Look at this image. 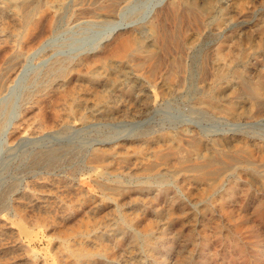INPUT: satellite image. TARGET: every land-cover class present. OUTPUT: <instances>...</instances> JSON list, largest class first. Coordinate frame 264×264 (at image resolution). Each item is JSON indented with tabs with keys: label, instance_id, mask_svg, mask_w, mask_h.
Listing matches in <instances>:
<instances>
[{
	"label": "rangeland",
	"instance_id": "374dc122",
	"mask_svg": "<svg viewBox=\"0 0 264 264\" xmlns=\"http://www.w3.org/2000/svg\"><path fill=\"white\" fill-rule=\"evenodd\" d=\"M0 1V264H264V0H169L157 32L121 0L102 45L107 0Z\"/></svg>",
	"mask_w": 264,
	"mask_h": 264
},
{
	"label": "bare ground",
	"instance_id": "6f19581e",
	"mask_svg": "<svg viewBox=\"0 0 264 264\" xmlns=\"http://www.w3.org/2000/svg\"><path fill=\"white\" fill-rule=\"evenodd\" d=\"M127 1V0H126ZM167 1H169V0H149V2H148V5L146 6V8L144 9V13L141 15V18L139 19V21L137 20V21H133V22H131V23H133L134 25H139V23L140 24H144V23H146L147 21L150 23V21L152 20V19H154L152 22H151V24H150V26H149V30L151 31V32H157L156 30H158L159 29V27L161 26V23H162V20H161V18L159 17V18H157V13H158V10L162 7V5H163V3H165V2H167ZM196 1L197 0H173L171 3H170V7H169V10H168V12L166 13V15H165V18H169L170 16H172L174 19H176L175 17H177L178 15H179V11L180 10H183V15H185V16H187V17H194V15H195V12L194 11H196V7H195V3H196ZM1 2V1H0ZM125 2V1H124ZM204 2V1H203ZM122 3H123V1H121V0H107V3H105L104 4V6L103 7H101L100 9H99V11L100 12H102V14H97L99 17L98 18H101V17H105L106 18V22H108L109 24H111L112 26H111V28H110V31L108 32V34H106V35H104V36H102V37H100L99 39H98V45H102V44H105L106 42H108L109 40H110V38L111 37H113L115 34H117V33H119L120 31H122V30H125V29H128L127 27H125L127 24H126V20H127V15H126V12L125 11H123V9H121V10H119L120 8H121V5H122ZM236 3V2H235ZM101 4V3H100ZM201 4V3H200ZM37 5V4H36ZM234 5V4H233ZM27 6V2L26 1H24L21 5H17V7L18 8H24V10L25 11H27V8H25ZM242 7V6H241ZM124 8V7H123ZM125 9V8H124ZM6 10H7V8H6ZM3 11H5V10H3ZM94 11V10H93ZM232 11V10H231ZM34 12H35V10H34ZM92 12V11H91ZM105 12V13H104ZM237 12V11H236ZM235 12V13H236ZM95 13V12H94ZM232 13V12H231ZM92 14V13H91ZM234 14V13H233ZM15 15V14H14ZM27 16V15H26ZM101 16V17H100ZM29 17V16H28ZM31 17V16H30ZM14 18V17H13ZM180 18V17H179ZM24 19H26V17L24 18ZM202 22H204V20L202 21ZM24 23V22H23ZM186 23V22H185ZM16 24H18V23H16ZM15 24V25H16ZM178 24V23H177ZM25 25H27V24H25ZM22 26V25H21ZM17 27H19V26H17ZM28 27V26H27ZM173 27H174V25H173ZM190 28V27H189ZM19 29V28H18ZM172 29H174V28H172ZM183 29V28H182ZM2 30V29H1ZM172 31V30H171ZM181 32H182V30H181ZM1 33H2V31H1ZM25 33V32H24ZM24 35V34H23ZM174 35V34H173ZM7 36H8V34H7ZM232 37V36H231ZM10 38V37H9ZM172 38H173V36H172ZM251 38V37H250ZM239 39V38H238ZM234 40V39H233ZM240 40V39H239ZM246 40V39H245ZM6 41V40H5ZM15 41V40H14ZM50 41V39H48V40H43V42L41 43V46H40V48L38 49V51L37 52H43V50L45 49V47H46V45H47V43ZM153 41V40H152ZM243 41V40H242ZM19 45V44H18ZM14 46V45H13ZM162 46V45H161ZM93 47V46H92ZM165 47V46H164ZM8 48V47H7ZM84 48V47H83ZM161 48V47H160ZM10 49V48H9ZM158 47H156V45H153L152 47H150L149 48V50H147L146 52H143V54H145L146 55V58L145 59H147V58H149V60L150 61H152L153 59H155L156 57H157V55H158ZM7 50V49H6ZM163 50V49H162ZM227 50V49H226ZM16 51V50H15ZM214 51L216 52V56L217 57H222V48H221V43H217L216 45H215V49H214ZM234 51V50H233ZM242 51V50H241ZM37 52L34 54V55H36L37 54ZM1 54H2V52H1ZM238 54V53H237ZM31 55V54H30ZM161 55V54H160ZM181 55V54H180ZM164 57H165V55H163ZM171 56V55H170ZM177 57V56H176ZM15 58H17V57H15ZM77 58V56H74L71 60H70V62H69V65H67V69H66V72H64V73H60V75H63V74H66L67 72L69 73V72H72V71H74V70H78V69H81V68H83V67H89V66H91V64L92 63H94V62H96V59H94V58H91V59H85V58H81V59H76ZM90 58V57H89ZM14 59V58H13ZM15 60V59H14ZM159 60V59H158ZM98 61V60H97ZM11 62V61H10ZM24 62V61H23ZM46 62H48V61H46ZM176 62V61H175ZM20 63V62H19ZM18 63V64H19ZM127 63V62H126ZM139 63V62H138ZM21 64V63H20ZM27 64V63H26ZM117 64V63H116ZM140 64V63H139ZM157 64V63H156ZM177 64V66L178 67H181L182 66V63L181 62H177L176 63ZM142 65V64H141ZM151 65V64H150ZM173 66V65H172ZM14 67H15V65H14ZM124 67V66H123ZM128 67V66H127ZM5 68V67H4ZM121 68V67H120ZM126 68V67H125ZM146 68V67H145ZM156 68V67H155ZM163 68V67H162ZM161 68V69H162ZM26 69H27V65H25L24 67H23V69H21V71H20V73L17 75V77H16V80H15V84H17L22 78H23V76L25 75V73L27 72L26 71ZM129 69V68H128ZM172 69V68H171ZM7 70V69H6ZM15 70V69H14ZM30 70V69H29ZM58 70V69H57ZM116 70H119L118 68H116ZM154 71V70H153ZM169 71H171V70H169ZM121 72H123V74L125 75V77L126 78H129V79H132V78H130V76H131V73H129L128 71H126V70H124V69H122L121 70ZM7 73V72H6ZM30 73V72H29ZM171 73H172V71H171ZM3 74V73H2ZM8 74V73H7ZM133 74V73H132ZM169 74H170V72H169ZM93 75H96L95 73H93ZM119 75V74H118ZM58 77H60L58 74H57V72H55V74L52 72V80H56ZM0 78H2V77H0ZM78 78H81V77H78ZM116 79H111V81H113L114 80V83L116 82H118L119 81V78L118 77H115ZM152 78H155V75H152ZM166 78H167V76H166ZM74 79V78H73ZM72 79V80H73ZM168 79V78H167ZM166 79V80H167ZM75 80V79H74ZM88 80V79H87ZM91 80H94V79H91ZM134 81L136 80V79H133ZM77 81V80H76ZM80 81H81V79H80ZM82 82V81H81ZM98 82V81H97ZM120 82V81H119ZM141 82H143V81H141ZM91 83H93V82H91ZM134 83H136V81L134 82ZM67 84V83H66ZM69 84H71V83H69ZM122 84V83H121ZM238 84V83H237ZM261 84V83H260ZM263 84V83H262ZM64 85V84H63ZM117 85V84H116ZM141 87H140V90L138 89V84H137V86L135 85L133 88H130V89H125L126 91H128L129 93V95L130 94H132V93H137V92H142V86H143V83H140L139 84ZM15 86V85H14ZM118 86V85H117ZM57 87V86H56ZM109 87H110V85H109ZM101 88H103V87H101ZM107 88V87H106ZM231 88V87H230ZM10 89V88H9ZM115 89V88H114ZM150 89V88H149ZM156 89V88H155ZM117 90H118V88H117ZM146 90V89H145ZM231 90V89H230ZM92 91V90H91ZM121 91V90H120ZM148 91V90H147ZM114 92H115V90H114ZM113 92V93H114ZM121 93V92H120ZM122 94V93H121ZM125 94V93H124ZM140 94V93H139ZM145 94V93H144ZM50 95H51V93H50ZM157 95V94H156ZM49 96V95H48ZM52 96V95H51ZM78 96V95H77ZM89 96V95H88ZM124 96V95H123ZM50 97V96H49ZM110 97H112L111 95H110ZM109 96H108V98H110ZM130 97V96H129ZM136 97V96H135ZM100 98V97H99ZM105 98V97H104ZM127 98V97H126ZM78 99V98H77ZM146 99V98H145ZM73 101V100H72ZM100 101V100H99ZM130 101V100H129ZM133 101V100H132ZM112 102V101H111ZM115 102V101H114ZM138 103V102H137ZM67 104V103H66ZM94 104V103H93ZM213 104V103H212ZM237 104V103H236ZM62 105V104H61ZM60 105V106H61ZM63 106V105H62ZM61 106V107H62ZM65 106V105H64ZM35 107V106H34ZM37 107V106H36ZM248 107V106H247ZM102 108H104V107H102ZM25 109V108H24ZM119 109V108H118ZM26 110V109H25ZM24 110V111H25ZM36 110V109H35ZM39 110V109H38ZM79 112H78V114H79V116H81L82 118H86V113H87V111H88V108L87 107H80L79 108ZM111 110V109H110ZM109 110V111H110ZM132 110V109H131ZM246 110H247V108H246ZM108 111V112H109ZM155 111H156V109H155ZM32 112V111H31ZM119 112V111H118ZM225 112V111H224ZM114 113V112H113ZM25 116V115H24ZM106 116V115H105ZM111 116V115H110ZM52 118V117H51ZM62 118V117H61ZM81 118V119H82ZM22 120V119H21ZM52 120V119H51ZM43 124V123H42ZM59 124V123H58ZM23 125H24V123H23ZM197 127V126H196ZM19 128V127H18ZM133 129H135V128H133ZM20 131V130H19ZM213 131H215V130H213ZM212 131V132H213ZM15 134V133H14ZM196 137H197V135H196ZM168 138V137H167ZM168 140H170L169 138H168ZM185 140V139H184ZM198 140V139H197ZM196 141V140H195ZM179 142V141H178ZM235 142H237L238 144L239 143H241V142H238L237 140H235V141H229V144H230V147H234L235 149H237V151H239V147L237 148V145L238 144H235ZM154 143V142H153ZM162 143V142H161ZM190 143V142H189ZM192 143V142H191ZM196 143V142H195ZM231 143H232V145H231ZM194 144V143H193ZM225 144V143H224ZM153 145V144H152ZM155 145V144H154ZM153 145V146H154ZM177 146H180V144L178 143V145ZM187 146H191L190 144L188 145L187 144ZM194 147H195V145H194ZM226 147H228L229 148V146H227L226 145ZM178 149H179V147H178ZM181 149H183V148H181ZM185 151V150H184ZM183 151V152H184ZM184 153H186V151L184 152ZM179 154V153H178ZM148 155V154H147ZM188 154H186V156L184 155L183 157H185V158H183V159H187L188 158V156H187ZM165 156V155H164ZM227 157V156H226ZM229 157V156H228ZM136 158V157H135ZM181 158V159H182ZM231 159H232V157H231ZM104 160L105 159H103L102 158V156L100 155V154H96L95 155V157L90 161V163H88L89 165H91V168L92 169H95V168H97V167H99V166H101L102 165V163H104ZM137 160V159H136ZM179 160H180V158H179ZM190 160V159H189ZM189 160H187V161H189ZM214 158H208L207 159V163L209 164V165H212L213 166V164L215 163L216 164V162L215 161H217V160H215ZM106 161V160H105ZM236 162H238L239 160H235ZM122 162H123V160H122ZM127 162V161H126ZM181 162H184V160L183 161H181ZM220 162V161H219ZM218 162V163H219ZM178 163H180V162H178ZM223 163V162H222ZM221 164V163H220ZM154 165V164H153ZM163 165V164H162ZM223 165H226V164H223ZM152 166V165H151ZM155 166V167H154ZM154 166H152L153 168H156V166H157V164L156 165H154ZM200 167V166H199ZM201 168V167H200ZM203 168V167H202ZM233 168V167H232ZM231 168V169H232ZM152 170V169H151ZM195 170V169H194ZM230 170V169H229ZM86 171V170H85ZM146 171V170H145ZM149 171V170H148ZM102 176H103V174H102ZM98 177V176H97ZM100 177V176H99ZM59 180V179H58ZM57 180V181H58ZM208 181V180H207ZM215 181H217V180H215ZM54 182H56V181H54ZM89 182V181H88ZM210 182H214V181H210ZM209 182V183H210ZM47 183V182H46ZM200 183V182H199ZM198 183V184H199ZM47 185V184H46ZM45 185V186H46ZM203 185V184H202ZM73 187H74V185H72ZM92 186V185H91ZM43 187V186H42ZM51 187V186H50ZM52 187H54V185L52 186ZM93 187V186H92ZM114 187V186H113ZM202 187V186H201ZM44 188V187H43ZM45 188H47V187H45ZM72 188V187H71ZM75 188V187H74ZM119 188V187H118ZM54 189V188H53ZM107 190V189H106ZM108 190H110V189H108ZM203 190V189H202ZM233 190V189H232ZM114 191V190H113ZM228 191H231V190H228ZM65 192V191H64ZM74 192V191H73ZM92 192V191H91ZM233 192V191H232ZM61 193V192H60ZM136 193V192H135ZM140 193V192H139ZM166 193H168L167 192V190H166ZM70 194V193H69ZM76 194H78V193H76ZM138 194V193H137ZM34 197V196H33ZM49 198V197H48ZM59 198V197H58ZM159 198V197H158ZM30 199V198H29ZM28 199V200H29ZM35 198H33V200H34ZM40 199V198H39ZM66 199V198H65ZM31 200V199H30ZM157 200V199H156ZM36 202V201H35ZM44 203V202H43ZM49 203V202H48ZM22 204H24V203H22ZM26 204V203H25ZM178 205V204H177ZM28 206V205H27ZM51 206V205H50ZM62 207V206H61ZM67 207V206H66ZM103 207H104V205H103ZM41 208V207H40ZM63 208V207H62ZM61 208V209H62ZM106 208V207H105ZM57 209V208H56ZM60 209V208H59ZM70 210V209H69ZM75 211V210H74ZM65 212V211H64ZM71 212V211H70ZM73 212V211H72ZM82 212V211H81ZM80 213V212H79ZM54 214H55V212H54ZM93 214V213H92ZM76 215V214H75ZM158 215V214H157ZM58 217H59V215H57ZM67 216V215H66ZM71 216V215H70ZM190 216V215H189ZM56 217V216H55ZM71 218V217H70ZM73 218V217H72ZM2 220V219H1ZM15 220V219H14ZM18 220V219H17ZM63 220V219H62ZM70 220V219H69ZM83 220V219H82ZM11 221V220H10ZM65 221V220H64ZM17 222V221H16ZM81 222V221H80ZM181 222V221H180ZM4 223V222H3ZM12 223V222H11ZM34 223H36V222H34ZM70 223V222H69ZM37 224V223H36ZM22 228V227H21ZM36 229V228H35ZM10 231V230H9ZM165 231V230H164ZM38 232V231H37ZM1 233H2V231H1ZM1 233H0V235H1ZM20 233V232H19ZM29 233V232H28ZM27 233V234H28ZM26 234V235H27ZM32 235V234H31ZM167 236V235H166ZM1 237V236H0ZM3 237V236H2ZM6 238V237H5ZM8 238V237H7ZM14 238V237H13ZM24 238V237H23ZM127 238V237H126ZM75 239V238H74ZM26 240V239H25ZM21 244V243H20ZM19 244V245H20ZM25 247V246H24ZM21 249V248H20ZM6 251V250H5ZM11 251V250H10ZM17 251V250H16ZM21 251H22V249H21ZM26 251V250H25ZM15 252V251H14ZM13 252V253H14ZM30 252V251H29ZM4 253V252H3ZM9 253V252H8ZM1 254V253H0ZM10 254V253H9ZM18 254V253H17ZM111 254V253H110ZM28 255V254H27ZM66 256V255H65ZM64 256V257H65ZM62 257H63V255H62ZM3 258V257H2ZM29 261V260H28ZM31 262V261H30ZM33 264V263H32Z\"/></svg>",
	"mask_w": 264,
	"mask_h": 264
}]
</instances>
